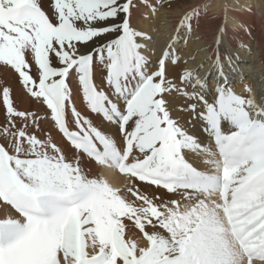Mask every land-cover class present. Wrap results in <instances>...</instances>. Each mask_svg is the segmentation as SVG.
<instances>
[{"label": "snow or ice", "instance_id": "snow-or-ice-1", "mask_svg": "<svg viewBox=\"0 0 264 264\" xmlns=\"http://www.w3.org/2000/svg\"><path fill=\"white\" fill-rule=\"evenodd\" d=\"M208 6L152 61L132 17L172 0H0V65L43 109L0 84V264H264V99L233 90L226 19L203 75L176 48Z\"/></svg>", "mask_w": 264, "mask_h": 264}, {"label": "bare ground", "instance_id": "bare-ground-1", "mask_svg": "<svg viewBox=\"0 0 264 264\" xmlns=\"http://www.w3.org/2000/svg\"><path fill=\"white\" fill-rule=\"evenodd\" d=\"M204 3H208L209 6L206 13L200 17L199 24L193 25L190 35L183 33L181 42L176 46L181 57V66L196 69L203 62L201 75L209 70L210 65L205 61L215 47L214 34L226 19L224 24L226 35L222 50L239 56L236 72L229 73L237 86L233 87V90L245 98L250 95L259 104L264 99V0H172L171 8H158L154 14L151 12L145 14L144 9L139 12L134 11L133 26L151 36V41L148 43L149 51L145 55L155 61L175 34L176 24L183 12ZM225 5H227L226 12ZM1 76L6 77L4 85L11 88L17 108L26 104L28 111L43 113V109L22 92L10 69L0 65V78ZM245 85L251 89V93L244 91ZM76 106L82 111L79 100H76ZM3 120L4 115L0 112V123ZM42 126L47 129L49 124L42 122ZM189 128L195 135L203 136L199 127L192 129L189 126ZM191 159L201 170L206 167L199 158L191 157ZM82 167L90 177L102 176L116 187H123L125 184V179L117 172L101 170L87 161L83 162Z\"/></svg>", "mask_w": 264, "mask_h": 264}, {"label": "rangeland", "instance_id": "rangeland-1", "mask_svg": "<svg viewBox=\"0 0 264 264\" xmlns=\"http://www.w3.org/2000/svg\"><path fill=\"white\" fill-rule=\"evenodd\" d=\"M182 40V39H181ZM3 76V75H2ZM1 76V78H0V84H3L4 85V83H5V81H6V77H2ZM231 80H232V85H233V87H237L236 86V84H235V80L233 79V78H231ZM79 102H80V100H79ZM81 103V102H80ZM18 109L19 110H25V111H28L27 110V108H26V104H22V105H20L19 107H18ZM33 111V110H32ZM82 111H84V109L82 108ZM183 121V120H182ZM190 126V125H189ZM200 130V129H199ZM200 132H201V130H200ZM193 134H195V133H193ZM201 134H202V132H201Z\"/></svg>", "mask_w": 264, "mask_h": 264}]
</instances>
